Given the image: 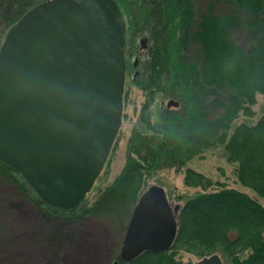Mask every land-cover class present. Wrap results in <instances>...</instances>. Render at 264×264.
<instances>
[{
  "label": "trees",
  "instance_id": "1",
  "mask_svg": "<svg viewBox=\"0 0 264 264\" xmlns=\"http://www.w3.org/2000/svg\"><path fill=\"white\" fill-rule=\"evenodd\" d=\"M40 1L0 0V34L5 36L11 25ZM117 1L130 13L129 52L133 53L139 32L148 30L151 39L148 50L150 97L139 112L145 128L132 126L121 171L102 186L97 197L88 195L70 209L47 203L20 171L1 159L0 175L52 219L81 224L91 217L104 219L107 216L121 233L127 229L134 206L148 187V179L164 158L161 148L176 149L177 153L181 148L178 139L175 147V139L167 136L173 118L159 125L151 109L155 95L168 91L173 84L174 42L171 16L167 18V11L171 12L173 5L169 0H145L151 11L144 17L136 0ZM190 1L193 11L190 6L186 57L199 68L197 77L204 87L200 100L202 115L208 120L225 121L217 142L224 145L229 161L236 162L239 182L264 197V110L253 123L244 120L232 125L241 115L253 117L257 96L264 93V0ZM225 7L230 10L226 11ZM187 88L192 90L190 84ZM185 110L188 117L189 104ZM180 130L184 129L180 127ZM120 137L121 131L107 166ZM181 157H173V160H177L178 171L184 172L185 184L205 190L185 200L177 215V235L169 249L146 250L131 261L119 264H192L191 260L181 257L182 251L198 258L218 252L226 264H264V204L243 190L214 182L192 167L183 170ZM107 174L106 170L104 177ZM216 184H220L219 187L206 190Z\"/></svg>",
  "mask_w": 264,
  "mask_h": 264
},
{
  "label": "water",
  "instance_id": "2",
  "mask_svg": "<svg viewBox=\"0 0 264 264\" xmlns=\"http://www.w3.org/2000/svg\"><path fill=\"white\" fill-rule=\"evenodd\" d=\"M126 70L117 0H42L8 29L0 45V159L50 205H79L104 169L122 125ZM180 208L162 185L143 190L121 260L169 249ZM193 264L224 260L217 252Z\"/></svg>",
  "mask_w": 264,
  "mask_h": 264
},
{
  "label": "rangeland",
  "instance_id": "3",
  "mask_svg": "<svg viewBox=\"0 0 264 264\" xmlns=\"http://www.w3.org/2000/svg\"><path fill=\"white\" fill-rule=\"evenodd\" d=\"M136 1L138 9L144 17H147L151 11L150 5L145 0ZM169 3L173 5L171 12L167 11V18L171 16L170 24L174 42L171 63L173 84L168 91L155 95L151 109L154 114L153 118L159 125L173 118V123L170 124L172 128H169L167 136L175 139V147L179 140L181 149L177 153L176 149L161 148L164 158L148 179V186L162 185L172 203H180L181 207L187 198L204 191L205 189L201 186H187L184 181V172L178 171L179 165L173 157H180V155L183 157L185 154L186 156L181 157L183 170L192 167L210 177L214 182L243 190L264 204V197H260L251 188L239 182L236 162L229 161L224 145L216 140L223 130L225 121L223 119L208 120L202 115L200 100H202L204 87L198 80L199 68L196 63L186 57L188 30L193 11L191 1L169 0ZM121 10L126 20V62L129 65L133 61L132 56H129L128 46L131 19L124 5ZM219 10L217 8L216 12L218 13ZM225 10L230 9L225 7ZM145 37L148 39L146 40L148 46L142 48L138 41ZM3 39L4 35L0 34V44ZM150 44L148 30L145 29L137 34V43L132 55L138 57L137 70L139 73L133 79L135 68H130V72L126 70L123 120L119 130L121 137L110 165H105L92 190L87 194L92 198L97 197L102 186L111 182L123 168L127 138L132 126L138 124L141 128H145L140 121L139 112L142 104L150 97L148 90ZM190 75L196 78H191ZM189 84L192 90H187L190 89L187 88ZM177 85L184 86V89L178 88ZM169 99L177 100L179 106L168 107ZM188 104L190 113L187 117L185 108ZM254 109L256 114L253 117L248 118L241 115L232 125L235 126L244 120L255 122L264 110V93L258 94ZM180 127L184 130H180ZM181 132H183L182 135H180ZM106 170L108 174L104 177ZM219 185L216 184L206 190H213ZM125 233L126 230L119 233L116 230V223L107 216L104 219L91 217L81 224L64 221L61 218L52 219L49 214L34 205L21 191L0 175V264H114L117 260L121 262V240L124 239L122 235L125 236ZM181 257L184 260H191L192 264L199 259L184 251L181 252Z\"/></svg>",
  "mask_w": 264,
  "mask_h": 264
},
{
  "label": "flooded vegetation",
  "instance_id": "4",
  "mask_svg": "<svg viewBox=\"0 0 264 264\" xmlns=\"http://www.w3.org/2000/svg\"><path fill=\"white\" fill-rule=\"evenodd\" d=\"M145 40H148L146 37L144 38ZM143 39L141 38L138 42H140L141 43V46H142V48H147V46H148V43H143V41H142ZM126 53H127V49H126ZM129 56H132V60L133 61H131V64H129V65H127V69H128V72H130V68H135L134 69V74H133V76H132V78L133 79H135L136 77H137V73H139V71L137 70V66H138V57L137 56H133L132 54H130L129 53ZM126 75H127V72H126ZM175 98V97H174ZM170 100V99H169ZM167 106L168 107H170L169 105H168V103H167ZM179 106V105H178ZM152 107H153V105H152ZM151 107V108H152ZM153 111V110H152ZM153 116H154V114H153ZM138 125V124H137ZM139 126V125H138ZM140 127V126H139ZM141 128V127H140Z\"/></svg>",
  "mask_w": 264,
  "mask_h": 264
}]
</instances>
